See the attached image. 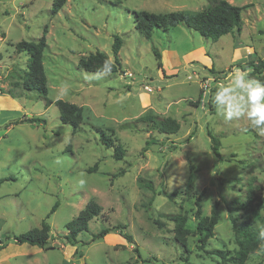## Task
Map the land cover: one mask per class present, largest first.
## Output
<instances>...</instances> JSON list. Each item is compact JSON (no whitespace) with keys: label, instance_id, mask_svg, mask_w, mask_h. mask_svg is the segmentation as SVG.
I'll return each instance as SVG.
<instances>
[{"label":"rangeland","instance_id":"rangeland-1","mask_svg":"<svg viewBox=\"0 0 264 264\" xmlns=\"http://www.w3.org/2000/svg\"><path fill=\"white\" fill-rule=\"evenodd\" d=\"M227 1L243 9L242 33L213 41L183 25L156 31L149 40L134 23L139 11L195 13L210 0H67L56 15L53 0H0V264H222L198 248L189 189L204 191V216L220 201L221 221L206 249L235 254L233 221L237 226L252 221L236 200L247 201L253 179L257 195L264 197V133L243 119L224 121L211 97L232 68L264 61V0ZM43 35L48 99L83 108L76 134L61 122L55 104L47 107L36 92L22 87L28 55L14 46ZM115 36L122 39L121 72L79 68V59L96 51L113 61ZM143 115L155 122L120 127ZM167 117L179 123L177 133L159 132ZM29 118L39 122H23ZM112 130L125 150L123 161L102 143L101 132ZM208 131L221 142L223 162L212 153ZM97 163L98 170L90 173ZM90 201L102 212L70 241L65 226ZM177 214L188 217L193 232L187 254L175 243L174 223L167 218ZM261 215L253 222L259 233L264 209ZM44 220L51 226L49 250L16 243L17 236L39 229ZM118 226L126 228L132 243L117 230L92 241ZM246 264H264V241Z\"/></svg>","mask_w":264,"mask_h":264},{"label":"trees","instance_id":"trees-1","mask_svg":"<svg viewBox=\"0 0 264 264\" xmlns=\"http://www.w3.org/2000/svg\"><path fill=\"white\" fill-rule=\"evenodd\" d=\"M67 0H53L52 14H58ZM242 8L234 6L227 0H210V5L200 12H174L168 14H155L147 11H139L135 13L134 23L136 30L146 39H151L156 31H169L172 28H176L180 25L185 26L187 29L197 32L205 39H211L218 41L223 36L228 34L241 35L243 30ZM122 39L119 36L114 37L112 45V52L114 60L112 61L109 56L101 51L91 53L86 57H81L78 62L79 68L92 73L102 74H117L122 71L121 62L118 54L121 50ZM15 51L18 54L26 53L27 69L23 77L22 87L28 92H36L38 97L43 98L46 102V106L49 107L55 104L60 112V120L63 124L69 125L72 128L73 134H76L84 122V110L81 106L73 103L66 102L64 100L51 101L48 99L49 87L47 81V75L45 72V51L48 49L45 35H43L37 41H21L15 44ZM157 59H161V55L158 51H154ZM3 57L0 54V62ZM109 66L110 70L105 69V64ZM159 67L162 65L159 63ZM248 67L253 68L251 75L257 79L264 81V61L260 60L257 65L250 63ZM214 73V72H213ZM215 74V73H214ZM155 118L151 115H143L131 123H124L120 127L122 129H137L139 123L150 124L155 122ZM23 122L37 123L38 119L29 118L23 120ZM158 130L162 134L171 135L178 132L179 123L171 118L167 117L158 125ZM208 136L211 142V150L217 160L223 162L225 159L220 153L221 142L208 131ZM102 143L108 148L114 150L113 158L116 161H123L125 157V150L123 146L118 143V138H115L114 131H111V135L101 132ZM70 148V147H68ZM178 147H173V152H176ZM98 170V163L89 170L90 173ZM125 171H122L123 175ZM152 189V185H148ZM258 186H256V179H253L249 185L247 192V201L245 203L236 200L238 204L237 209H244L250 212L252 221H246L241 226H237L233 221V231L235 237V243L238 247L234 255L224 250L208 251L207 245L210 239L214 237V230L221 221L220 201H217L211 209L209 216L203 215L202 199L204 191L196 194L192 189L187 190L186 194L193 197L195 200V218L197 220V226L194 229V234L200 237L199 250L207 255H215L220 259L222 264H246L249 258L254 255L260 248L264 239H261L260 233L255 232L253 229V222L259 221L262 217L261 213L264 209V197L257 195ZM176 193L167 196H174ZM154 199L151 200V202ZM151 205V204H150ZM58 207V203L55 204L50 214H53ZM102 212V207L97 203L90 201L84 210L72 221L66 224V229L69 231L67 239L70 241H76L79 234L87 232L89 230L90 222L97 218ZM50 215L47 216L49 218ZM167 218L174 223V241L180 246L185 254L188 253V236L193 232L187 227L188 217L183 214H177L167 216ZM155 225L162 229L164 225L154 220ZM125 227H115L113 229L106 228L99 234L95 235L92 239L93 242L104 238L111 232L119 231L129 243L133 242V238L125 231ZM17 244H29L32 247L49 250V241H51V226L44 220L41 227L33 229L27 233H24L15 238ZM188 262V259L185 260Z\"/></svg>","mask_w":264,"mask_h":264},{"label":"clouds","instance_id":"clouds-1","mask_svg":"<svg viewBox=\"0 0 264 264\" xmlns=\"http://www.w3.org/2000/svg\"><path fill=\"white\" fill-rule=\"evenodd\" d=\"M105 69L110 70L107 63ZM250 67H234L216 85L211 103L216 115L226 122L243 119L249 126L264 133V81L251 75ZM264 239V231L260 233Z\"/></svg>","mask_w":264,"mask_h":264},{"label":"crops","instance_id":"crops-1","mask_svg":"<svg viewBox=\"0 0 264 264\" xmlns=\"http://www.w3.org/2000/svg\"><path fill=\"white\" fill-rule=\"evenodd\" d=\"M3 60V59H2ZM2 62V61H1ZM1 62H0V67H1ZM3 64V63H2Z\"/></svg>","mask_w":264,"mask_h":264},{"label":"built area","instance_id":"built-area-1","mask_svg":"<svg viewBox=\"0 0 264 264\" xmlns=\"http://www.w3.org/2000/svg\"><path fill=\"white\" fill-rule=\"evenodd\" d=\"M0 242H1V239H0Z\"/></svg>","mask_w":264,"mask_h":264}]
</instances>
